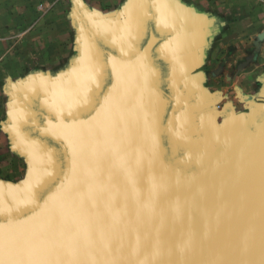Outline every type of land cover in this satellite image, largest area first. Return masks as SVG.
<instances>
[{
    "label": "bare ground",
    "instance_id": "obj_1",
    "mask_svg": "<svg viewBox=\"0 0 264 264\" xmlns=\"http://www.w3.org/2000/svg\"><path fill=\"white\" fill-rule=\"evenodd\" d=\"M149 14L145 12L143 18H151ZM87 22L86 28L98 46L97 58L102 64L104 61L101 78L106 85L102 87L100 82L89 95L91 99L81 107L72 108L66 119L64 113L57 118L53 111L46 109L63 107L59 101L44 99L42 102L38 95L34 100L24 98L28 109L31 102H36L29 113L31 116L33 112H37L35 116L44 113L42 133L70 139L74 180L56 199L54 212L48 218L50 224L36 230L39 235L44 231L39 245L46 248L45 253L37 248L39 254L26 261L264 264V128L255 130L257 138L253 139L250 150L261 167L249 180H242V175L204 180L206 166H191L185 163L188 157L181 156L215 147L218 149L213 155L216 167L212 175L208 174L213 176L230 172L229 163L244 155L233 157L225 151L224 142L231 132L219 133L220 127L216 129L212 125L214 120L209 109H200L201 101L208 100L204 90L191 93L180 88L188 58L184 47L195 38L194 31L189 40L182 41L181 49L173 50L171 43L180 41L166 42L163 29L170 27L161 23L160 32L150 25H140L139 36L145 35V28L150 26L148 39L141 49L131 51L130 47L117 48L91 21ZM173 26L171 29L182 28L179 24ZM111 56L115 57L110 59ZM111 71L120 78L112 88ZM110 93L104 102L110 109L108 121L101 127L103 118L98 117L101 112L98 111L95 121L87 125L90 119L86 115L91 106L94 108ZM88 104L91 106L86 110ZM256 106L264 108V105L252 108ZM58 111L64 112V108ZM252 112L247 121H252L253 109ZM67 120L75 122L74 125L66 123ZM242 123L234 128L240 129ZM29 125L33 122L28 128ZM22 127L20 121L18 130ZM26 132L29 146L38 149L39 144L42 148L43 142L35 135L39 132L35 129L34 133ZM248 144L241 139V151ZM42 149L50 162L54 161L55 155ZM34 153L35 159L39 158V149ZM209 166L206 170L211 171L213 167ZM1 198L2 195L0 201ZM36 200L37 197L28 194L12 206H0L3 241L20 244L35 229L36 218L42 215L40 211L37 214L41 204L33 210ZM25 202L30 204L24 206ZM47 239L49 244L45 245ZM23 250L0 246L1 255L14 258L13 264H20L17 257H23Z\"/></svg>",
    "mask_w": 264,
    "mask_h": 264
},
{
    "label": "crops",
    "instance_id": "obj_2",
    "mask_svg": "<svg viewBox=\"0 0 264 264\" xmlns=\"http://www.w3.org/2000/svg\"><path fill=\"white\" fill-rule=\"evenodd\" d=\"M39 2L40 0H0V64L9 60L8 58L14 54L17 62L28 61L31 66L30 68L19 66L12 75L22 78L23 81L13 84L12 91L17 95L18 105L14 107L15 117L13 115L14 118H11L9 122H14L20 110L24 112L19 115L21 119L12 131L16 130L20 136L19 140H23V143L34 152L35 149L29 146L27 138L16 129L27 115L28 118L31 117L27 102L24 100L27 93L38 92L40 96L43 94L46 101L57 100L65 104L66 119L72 109V106H67L69 101L72 102V99L76 97L75 102L78 103V107H81L91 99L89 95L96 91L100 82L102 87L106 85L101 78L104 73V61L102 64V61L98 60L99 51L96 49L98 46L91 32L86 28L87 20L96 24L95 26L109 41L112 40V43L117 45L131 46L129 48L131 51L139 47L141 49L148 39L149 35L146 31L145 35L139 36L140 25H156V18H154L155 21L143 18L145 12L155 13L153 0H46L50 5L46 12L38 10ZM158 6H160V14L164 15L163 20L173 18L170 21H175V25L181 24L178 21H187L197 29L195 38L187 43L188 50H191L193 46L194 55L191 59L194 66L192 61H189V51L186 54L188 58L187 66H185L187 70L191 66V75L195 78L187 79L186 75H190V70L187 72L184 68L180 81V88L191 93L205 89L201 85L203 65L207 67V64L211 63L210 66H215L216 60L221 55L224 56L223 61L228 66L230 63L236 64L246 60L251 55L249 56L248 52L245 53L242 42L247 37L258 40L257 35L264 32V0H160ZM165 14L172 18H166ZM234 33L236 35L232 37ZM200 35L203 36L200 38ZM236 41L241 42L243 47L238 51L232 49L233 42ZM171 44L173 50L182 48V41L179 47L176 42ZM114 57L111 56L110 59ZM255 59L257 63L259 62L258 58L251 57L249 64ZM2 67H0V78L9 76L10 74H4L6 70ZM107 69L109 70L108 67ZM217 70L219 69H215ZM243 72L238 73V77H241ZM4 88L0 89V92L6 91L5 99L0 103V114L4 112L6 115L5 102L6 99H10V94L6 89L3 90ZM240 88L241 90L236 86L237 95L241 97L244 91L241 85ZM210 91L218 93L219 97L222 93L219 90ZM36 96L30 94L28 97L34 100ZM215 99L219 98L215 97ZM216 102L212 108L220 109L221 100ZM207 104H209L208 101L203 99L201 102L203 107L200 109H203L202 111L211 109L209 105L204 108ZM30 108L33 109L34 105H30ZM247 116L248 114L245 113V117ZM216 119L212 125L216 126V129L220 127L218 131L222 134L231 132L234 127L237 128L241 124L240 120V123L235 125V120L220 123ZM233 123L235 126L229 129L228 127ZM17 134H13L14 141L0 117V193L21 187L24 183V175L31 167L32 156L25 153Z\"/></svg>",
    "mask_w": 264,
    "mask_h": 264
},
{
    "label": "water",
    "instance_id": "obj_3",
    "mask_svg": "<svg viewBox=\"0 0 264 264\" xmlns=\"http://www.w3.org/2000/svg\"><path fill=\"white\" fill-rule=\"evenodd\" d=\"M153 2H154V7H155V13L149 12L150 13L149 16L151 18H148V19L154 20V18H156V25H153L152 27L155 28L156 31L162 32L159 25H162L161 22H164L166 20H163L162 16L164 17V15L160 14V11H159L160 6L157 7L160 0H156ZM166 18H172V17L170 15H166ZM172 19H168L165 23H163V25L166 24L170 27L168 29H163V31L165 32L164 34L167 35L166 36V39H167L166 42H172V40H174V39H179L180 42H177V46L179 47L181 44V41L185 42V41L189 40L193 31H194V35L197 33V29H195L196 27H194V25H192L190 22H187V21H182V22L178 21L181 23L180 25L184 30L182 28H179L177 30L171 29V26L176 24L175 21H170ZM92 25L95 26L96 24L92 23ZM149 27L150 26H147L145 29L147 34L150 31ZM189 35H190V37H189ZM186 36H188L189 38L187 39ZM259 39H262V37H259ZM116 47L117 48L118 47L124 48V47H128V46H120L118 44ZM130 48H131V46H130ZM138 49H140V47ZM184 50L186 52V53H184V55L188 54V51H189V53H190V54H188V56L190 58L189 61H192V63H193L192 66H194V62L192 60L193 55H194L193 46H192L191 50H188V44H186V46L184 47ZM191 57H192V59H191ZM188 70H190V75H186L187 79L188 78L194 79L195 77H193L191 75L192 74L191 66L189 67ZM188 70L186 69L187 72H188ZM109 78H110V82L112 83L111 88L114 87L116 82H118V80L120 79V78H118V74L116 76L113 71H111V75L109 76ZM203 92H205V94L208 96L207 101L209 104H207V105H209L210 108H212L214 106L215 100H217V99H215V95L213 93L207 91L206 89H204ZM30 94L38 95L39 99H42V102L44 101V99H46L43 96V94H41V96H40L38 94V92L27 93L24 96V98L27 99L26 96L27 95L30 96ZM110 96H111V93L109 94L108 97L104 96V98L101 100V102L96 104V106L94 108L90 104H88L86 106V110H89L90 106L92 107V109L89 111V114L86 115L87 120L90 119L89 122L87 123V125L88 124L91 125L93 123V121H95L96 118H94V117L98 111H101L100 114L98 115V117H100L102 115V118H103L100 126L102 127L103 123L108 121L107 113L110 111V109L108 106L106 107L107 104L104 106V102ZM197 98L199 99V97H197ZM197 98L195 99V101L197 100ZM75 99H76V97L72 99V102L69 101L67 106H69V107L72 106L73 109L75 107H78V103L75 102ZM191 100H193V99H190V101ZM192 103H194V100ZM32 104L36 105V102H31V105ZM64 105H63V107H49L46 109L53 111V113L56 114V117L60 118V117H63L62 115L64 112H59L58 109L66 107ZM92 105H95V104L93 103ZM102 106H103V109H102ZM99 107L101 108L100 110H99ZM252 109L254 111L252 121H247L249 116L243 117L242 119L238 118V119H235V122H234L235 125L240 123L239 120L241 122H244L239 127L240 129L233 128L235 126L234 123L228 127L229 129L233 128L234 130L231 131L230 135H228L229 139L227 138L226 141L224 142V145L227 147V149L225 151L229 152L230 156H233V157L235 155H240L241 153L244 154L243 156H241L239 158L233 159V161H231L229 163L228 168H231L230 172H228L227 174H226V172H224V173H221L219 175L208 176L209 173H211V175H212V173H214V168L216 167L215 164L213 165V163L215 161L213 158V155H214V153L218 152L217 151L218 149H216L215 147H209L208 149L202 148L203 153H202V149H198L194 153H189V155L188 154H185V155L181 154V156L183 158L188 157V159H186V158L185 159L189 160V161H186L185 163H187L191 166H196V167H198V166L205 167L206 166V169L209 165H212L213 168L211 171L206 170V169L204 171L202 170L205 174L203 176V178L205 177L204 180H207L209 177H211L212 180H214L215 178H221V179L225 178V177L232 178L231 177L232 175L236 176V177H238L239 175H242L244 177L242 180H249V177H252L254 174H256L259 167H261V165L255 160L256 158H252L251 150H250L252 148L253 139L257 138V136L255 135V130L257 129V131H259L260 129L264 128V110H263L264 108L256 106V108H252ZM30 111L32 112L31 108L29 109V113H30ZM260 111H262V112H260ZM36 113L33 112L31 119H28V115L26 116L27 118L25 117V119H23V127L21 128V131L25 137L27 134V132H26L27 130H30L31 133H34L33 129L37 130V133L39 132V134H35V135H37L36 138H39V142H43L42 148H45L47 151L50 152V154L55 155L54 161L50 162L49 156L45 155L44 150L40 147V145L38 143L37 144L39 146V148H38L39 149V160L38 159L36 160L34 158L33 151L23 143V140H21L22 142L19 140L20 136L18 134L17 135L18 140L24 146L25 150L26 149L29 150L28 154H30L32 156L31 157V170L29 172V176H28L27 181L25 183H23L21 185V187H18L17 189L7 190V191H5V193H0V195L4 196V198H1L3 200L0 201V206L1 205L12 206L14 203H18L20 200L25 198L28 194L32 197L35 196L38 198V201L37 200L35 201V203L36 202L37 203L35 205H32L33 210L35 209L36 206L41 204V207L37 210V214H38V211H40L39 213H41L42 215H41V217L36 218V221L38 223L36 224L35 229H32V232H28V234L25 235L20 240V244L16 241L12 244L7 239H4V241H3L0 238V246L5 245V248L12 247V250H15V251H17V248L24 249L23 250V257L22 256H21V258L17 257L18 258L17 261H19L20 264H27V263L28 264H48L43 259H41L40 261L31 262V263L27 262L26 259H30L32 257H35L37 254H39V253H36L37 248L41 249L42 253H45L46 248L39 245L40 240L41 239L43 240L42 235H43L44 231H41V234L39 235L36 233V230H37V228H39V226H46V225L50 224V222L48 221V218H49V215L53 214V212H54L56 199L62 193L66 192L72 186V183L74 181L73 180V168H72L73 162L71 161L72 152H71L70 139L66 136H63L60 138L59 136L51 134V133H47V134L42 133L43 125L45 123L44 118L42 117V116H44V113H42V115L39 114V115L35 116ZM39 113H40V111H39ZM217 113H218L217 111H214L213 114H211V118L213 120H215ZM258 116H260V117H258ZM256 117H258V118H256ZM20 119L21 118L18 115L13 122V126H16L17 122ZM32 122H33V125H31V126L33 127V129H31L30 125L28 128L27 125L32 123ZM66 123L74 125L72 123H75V122H73L72 120H67ZM18 127H19V125L17 126V129H18ZM139 128H140V125H139ZM65 135H69V134H65ZM241 139L245 140L246 144L249 143L243 151H241L243 149V147L241 145ZM31 142L33 144H35V142H33V141H31ZM47 147H48V149H47ZM38 149L35 148V150H38ZM239 151H241V152H239ZM53 198H55V199L53 200ZM29 204L30 203L25 202L24 206L29 205ZM43 213H45V214L43 215ZM47 241H48V243L47 244L44 243L45 245L49 244V239H47L45 242H47ZM7 244H9L10 246H8ZM11 258L12 257H10L8 259L7 256H3L0 253V259H1L0 264H13L14 258L13 259H11ZM52 259H53V257H52Z\"/></svg>",
    "mask_w": 264,
    "mask_h": 264
},
{
    "label": "rangeland",
    "instance_id": "obj_4",
    "mask_svg": "<svg viewBox=\"0 0 264 264\" xmlns=\"http://www.w3.org/2000/svg\"><path fill=\"white\" fill-rule=\"evenodd\" d=\"M38 10L41 12H46L50 5L46 2V0H40L38 6ZM245 29V26H244ZM262 33V37L264 38V33ZM260 34V33H259ZM258 34V35H259ZM236 34L232 35L234 37ZM257 35V39H258ZM256 37V36H255ZM257 42L260 43L259 47L257 45ZM232 49L238 51L242 44L245 48V53L251 55L253 58H258L259 62L257 63V60L255 59L254 62L249 64V61L251 57L247 58L246 60H241L239 62L230 63L228 65L224 60V56H219V58L215 62V66H210L211 63L207 64V67L203 65V69L201 72H203V77L201 78V85L205 88L210 90H219L221 91L222 95L219 97L218 93H213L215 97L219 98L221 100L220 103V109L211 108L208 110L210 114H213L214 111H217V119L220 123L222 122H230L231 120L235 119H242L245 117V113L248 114L250 117L252 112V106L257 104H264V40L260 41L255 40L253 37H247L244 39V42H233ZM16 55H11L9 57V60H6L4 62H1L0 67L6 70V75H9L7 77L0 78V85L1 87H5L3 90H7L10 94V99H6V115L4 112L0 114V117L2 118V123H4V127L7 128V131L9 134L13 137V134H17L16 130L12 131L13 122H9L11 118L15 117V111L14 107H16L18 104V100L16 99L15 92L13 93V84L17 81H23L22 78H17L12 76L14 71L19 67H26L30 68L29 66L30 62L26 61V63H21V61H18L15 59ZM17 62V63H16ZM243 64V67H239L240 64ZM255 64H258L255 66ZM225 65V66H224ZM221 67V68H220ZM214 68V69H213ZM215 69H219L215 71ZM236 70V73L234 74V71ZM244 71V72H243ZM243 72L241 77H238V73ZM3 73V72H2ZM1 77V75H0ZM25 80V79H24ZM6 85V86H5ZM240 85L243 88L244 93L240 97L237 95L236 86L241 90ZM12 86V87H11ZM0 87V89H1ZM1 91V90H0ZM6 92V91H5ZM5 92H0V103L3 102L5 99ZM211 92V91H210ZM212 93V92H211ZM223 98V99H222ZM17 100V101H16ZM251 101V103H250ZM210 102V101H209ZM216 100L214 105H216ZM254 103V104H253ZM13 104V105H12ZM212 104V103H211ZM223 111V112H222ZM24 113V112H23ZM22 114L21 110L18 115ZM14 115V117H13ZM5 116H7V119H5ZM238 117V118H237ZM216 119V120H217ZM7 121V122H6ZM18 135V134H17ZM15 141V138H14ZM29 153V150H25V153ZM31 170V167L28 169V172L24 175V183L27 181L29 172Z\"/></svg>",
    "mask_w": 264,
    "mask_h": 264
}]
</instances>
